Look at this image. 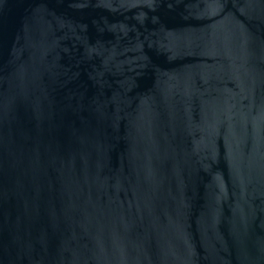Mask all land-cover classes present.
<instances>
[{"label": "water", "instance_id": "water-1", "mask_svg": "<svg viewBox=\"0 0 264 264\" xmlns=\"http://www.w3.org/2000/svg\"><path fill=\"white\" fill-rule=\"evenodd\" d=\"M0 264H264V0H0Z\"/></svg>", "mask_w": 264, "mask_h": 264}]
</instances>
